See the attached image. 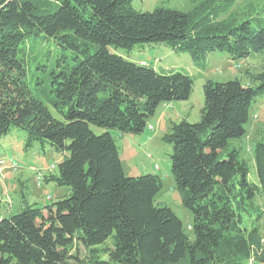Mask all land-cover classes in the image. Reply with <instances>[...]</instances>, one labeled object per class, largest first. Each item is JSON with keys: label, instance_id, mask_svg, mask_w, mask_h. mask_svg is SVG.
Masks as SVG:
<instances>
[{"label": "trees", "instance_id": "1", "mask_svg": "<svg viewBox=\"0 0 264 264\" xmlns=\"http://www.w3.org/2000/svg\"><path fill=\"white\" fill-rule=\"evenodd\" d=\"M132 1L0 0V146L19 128L26 150L38 142L60 153L59 171L36 179L69 190L40 205L21 182L22 209L0 213V264H264V232L247 222L258 187L264 192V139L253 148L259 185L242 146L232 144L246 136L264 94V67L246 71L249 84L207 78L199 120L172 121L161 137L172 145L175 184L193 214L190 233L157 202L158 173H126L112 131L144 134L160 104L191 97L194 78L110 49L165 43L203 68L214 51L247 58L264 51V0L239 19H219L236 0H205L206 10L189 11L138 10ZM44 43L55 44L54 56ZM39 44L48 53L32 60ZM110 236L105 258L100 244Z\"/></svg>", "mask_w": 264, "mask_h": 264}, {"label": "rangeland", "instance_id": "2", "mask_svg": "<svg viewBox=\"0 0 264 264\" xmlns=\"http://www.w3.org/2000/svg\"><path fill=\"white\" fill-rule=\"evenodd\" d=\"M251 3L255 5L257 2L256 0H236L229 12L221 15L219 19L225 17L239 19ZM132 7L138 10L151 11L156 8H175L183 11L194 8L207 9L205 0H133ZM44 44L53 48L54 56L55 44ZM40 45L29 51L32 60H34V56L39 57L43 53H48L50 47ZM110 49L133 61L139 62L142 59L149 65H153L159 72L182 71L194 78V89L191 97L184 101L160 104L155 114L148 121L144 134H123L124 136H122L118 134L119 131L115 132L126 173L130 175L147 172L158 173L163 179V187L157 195V202L169 204L182 218L188 232L192 233L193 214L190 209L182 204L181 193L176 187L171 170L172 159L170 153L172 145L161 140V137L171 127L172 119L177 121L183 117H188L191 121L199 120L204 105V83L207 78L225 81L240 77L243 83L249 84L250 80L246 76V71H256L264 67V51L242 59H232L225 52L214 51L208 55L206 68H203L194 63L189 52H175L165 43L145 44L134 48L131 52H128L125 48L115 46H110ZM246 127V136L242 140L232 142V144L242 146V154L249 160L251 165L250 179L259 185L253 148L258 140L264 139V94L253 103L250 110V120ZM93 128L97 132L103 131L98 126H93ZM24 136L23 130L15 128L11 134L2 140L0 146V157L14 156L20 162L19 172L15 173L11 169H6L7 178L0 177V213L6 210L5 204L9 199L7 194H10L11 198L13 197L15 200L14 208L11 213H4L6 215L19 212L22 209L19 193L21 181L27 184V194L30 199L39 202L40 205L51 204L69 191L67 186L59 185L54 181L39 183L36 179L37 171L32 169L30 165L36 164L47 175L49 173L48 166L55 163L56 166L51 171L57 173L62 155L50 149L44 151L38 142L32 148L26 150L24 148ZM7 188L9 193L6 191ZM48 195L52 199H48ZM251 206L254 212L250 211L248 213L247 222L251 227H257L263 234L264 192L260 187H258ZM114 245V236H110L100 244L101 247L109 251L108 254L104 255L105 258L109 256ZM84 253L85 250L82 249V255ZM248 264H255V262L252 259Z\"/></svg>", "mask_w": 264, "mask_h": 264}, {"label": "built area", "instance_id": "3", "mask_svg": "<svg viewBox=\"0 0 264 264\" xmlns=\"http://www.w3.org/2000/svg\"><path fill=\"white\" fill-rule=\"evenodd\" d=\"M140 64L147 65V62L144 60L139 61ZM151 128L153 126L151 125ZM55 163L49 165L48 169L51 171L55 167ZM31 168L37 170L39 173L36 178L39 180L43 178V172L39 169V167L35 164L31 165ZM6 169H11L13 172H18L20 170V162L18 159L13 156H1L0 157V177L3 179L6 178ZM52 172V171H51ZM50 198V196H48Z\"/></svg>", "mask_w": 264, "mask_h": 264}, {"label": "crops", "instance_id": "4", "mask_svg": "<svg viewBox=\"0 0 264 264\" xmlns=\"http://www.w3.org/2000/svg\"><path fill=\"white\" fill-rule=\"evenodd\" d=\"M142 60V59H141ZM140 61V60H139ZM148 64V63H147ZM171 121H176V119L174 120V119H172ZM151 125V124H150ZM113 132V134H114V136H115V138H116V140H117V135L115 134V132H117V130L115 131V130H113L112 131ZM118 134H120V135H122V136H124L121 132L119 133L118 132ZM162 140V139H161ZM120 155H121V153H120ZM14 157V156H13ZM122 159V158H121ZM32 165V164H31ZM30 165V166H31ZM36 165V164H35ZM39 167V166H38ZM49 167V166H48ZM39 169L43 172V170L39 167ZM11 171V170H10ZM20 171V170H19ZM18 171V172H19ZM13 172V171H12ZM48 172H50L51 173V171L50 170H48ZM15 173H17V172H15ZM46 172H43V174L44 175H46L45 174ZM54 173V172H53ZM7 178V177H6ZM22 182V181H21ZM6 191H8V188H7V190ZM8 193H9V191H8ZM49 196V195H48ZM28 200L30 201V202H34V201H32L31 199H30V197L28 196ZM5 206H6V210L5 211H3L4 213H11V211H12V209L14 208V206H15V200L13 199V203H11V204H5Z\"/></svg>", "mask_w": 264, "mask_h": 264}]
</instances>
